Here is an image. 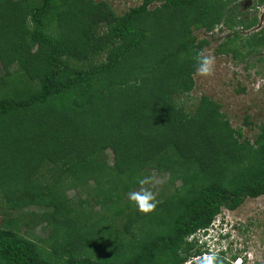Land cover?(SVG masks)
Listing matches in <instances>:
<instances>
[{"label":"trees","instance_id":"16d2710c","mask_svg":"<svg viewBox=\"0 0 264 264\" xmlns=\"http://www.w3.org/2000/svg\"><path fill=\"white\" fill-rule=\"evenodd\" d=\"M239 1L144 0L118 14L108 0H0V207L43 209L0 228V264H199L207 253L233 264L191 237L222 207L264 195V124L252 141L220 102L182 98L210 43L196 30L229 28L216 52L236 60L264 51L260 16ZM153 169L169 179L145 214L127 195ZM20 222L49 235L30 238Z\"/></svg>","mask_w":264,"mask_h":264},{"label":"rangeland","instance_id":"374dc122","mask_svg":"<svg viewBox=\"0 0 264 264\" xmlns=\"http://www.w3.org/2000/svg\"><path fill=\"white\" fill-rule=\"evenodd\" d=\"M108 1L118 14H123L130 8L142 4L144 0ZM258 1L241 0L234 8L237 12H248V16L252 17L254 14H258L256 11ZM156 4L159 3L156 2L151 7ZM261 6H264V3ZM259 16L260 24L258 28L264 26V16ZM240 30L242 32V29ZM252 31L254 29L243 31V34L247 35ZM229 32L230 29L223 25H219L213 31L196 30L199 39L206 38L210 40V43L204 47L202 52L206 56H212L214 64L210 75L201 76L197 71L193 74L194 88L189 95L184 96L182 99L190 109L195 107L197 100L202 95H208L215 99L222 104V110L227 114L233 126L241 128L243 137L253 141L259 132V126L264 124V51L250 54L243 61L236 60L231 55L218 54L216 48ZM3 71L4 66L0 60V74ZM107 154L110 164L113 165V152L108 150ZM149 177L152 178L151 187L157 202L160 199V188L168 182L169 174L153 169ZM149 186L146 184L143 188ZM140 190L141 188H136L133 191L138 192ZM80 192L77 189H71L68 191V195L76 201L81 195ZM166 192L168 191L166 190ZM87 195L86 192H83L85 198ZM32 212L42 213L43 209L37 205L17 209H8L1 206L0 228H10L11 225L8 220L17 218V216H24V219L28 220L27 216ZM220 222H228L229 227L231 226V233L227 239L221 242V245L219 241L213 244L214 247H211L214 250L213 253L217 252L218 246H229L230 250H226V256L233 260V264H240V262L241 264H264V195L259 197L249 196L235 209L222 207L219 215L214 219L216 227ZM18 224L21 231L30 238H47L49 235V230L44 223L37 226H25L22 222ZM216 227L214 226V229L208 228L209 231L207 229L199 230L191 239L197 238L199 244L202 245L200 241L204 242L203 233L210 234L207 239H212L215 236L213 230ZM228 230L230 231V228ZM203 246L206 248L211 244L208 245L206 242ZM194 259L197 260L198 257Z\"/></svg>","mask_w":264,"mask_h":264},{"label":"clouds","instance_id":"9594fccd","mask_svg":"<svg viewBox=\"0 0 264 264\" xmlns=\"http://www.w3.org/2000/svg\"><path fill=\"white\" fill-rule=\"evenodd\" d=\"M257 13L261 16H264V6L257 7L256 9ZM193 60L195 61V67L196 71L201 76L210 75L212 73V67L214 64V58L210 55L206 56L203 54V52H198L194 57ZM140 185H150L148 188H141L140 191H132L128 193V200L133 204L135 209L141 213H150L156 208V197L155 193L152 190L151 184H152V178L151 177H144L143 179H139L137 181ZM214 221L212 224L207 227V231L211 229H214ZM230 228V231L228 230ZM204 229V230H206ZM215 233V236L212 239H207V237L210 236V234L204 232L202 236H204V242L200 241L202 244L205 245L207 242L208 245L211 244V246L206 247L207 249L214 251L211 247H214L213 244L221 242L227 237H229L231 233V226L229 227L228 222H220L215 230H213ZM226 231V232H225ZM196 235V234H195ZM193 235V236H195ZM212 240V242H211ZM217 250H229V246L223 247L218 246ZM208 254V253H207ZM207 254H204V258L199 262V264H214V261H216V264H220V262L217 260V257L215 255L207 256ZM206 255V256H205ZM251 258V257H250ZM186 264V263H185ZM241 264V262H240Z\"/></svg>","mask_w":264,"mask_h":264},{"label":"built area","instance_id":"2783aa9c","mask_svg":"<svg viewBox=\"0 0 264 264\" xmlns=\"http://www.w3.org/2000/svg\"><path fill=\"white\" fill-rule=\"evenodd\" d=\"M190 263V261L189 262H187L186 264H189Z\"/></svg>","mask_w":264,"mask_h":264}]
</instances>
